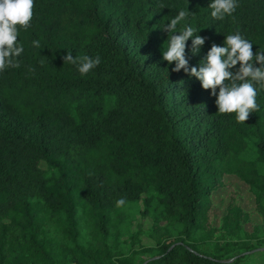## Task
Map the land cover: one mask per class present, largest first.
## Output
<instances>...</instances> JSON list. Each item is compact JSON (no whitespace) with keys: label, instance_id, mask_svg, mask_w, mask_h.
<instances>
[{"label":"trees","instance_id":"trees-1","mask_svg":"<svg viewBox=\"0 0 264 264\" xmlns=\"http://www.w3.org/2000/svg\"><path fill=\"white\" fill-rule=\"evenodd\" d=\"M211 2L34 0L20 67L0 72V264H240L264 249V88L238 123L162 59L181 10L177 33L206 38L195 55L186 42L189 68L230 34L264 51V0H236L223 20ZM68 52L101 63L81 75ZM226 177L254 209L230 200L216 227L211 195ZM134 208L154 246L123 251L114 241Z\"/></svg>","mask_w":264,"mask_h":264},{"label":"clouds","instance_id":"clouds-1","mask_svg":"<svg viewBox=\"0 0 264 264\" xmlns=\"http://www.w3.org/2000/svg\"><path fill=\"white\" fill-rule=\"evenodd\" d=\"M237 7L236 0H212L209 4L211 16L223 20L231 16ZM34 0H0V72L8 67L19 68L17 57L23 52V47L17 45L18 29H27L33 17ZM189 12L179 11L171 21L163 27L168 37L167 50L162 53V59L169 64L175 62L172 72L181 70L200 82L203 90H210L215 97L217 113L221 115L235 114L238 123L245 122L251 113L258 110L256 103V87L264 88V51L253 53L252 43L239 33L227 35L223 46L213 44L199 67L189 68L185 56L186 42L191 39V52H199L206 38L194 35L195 30L185 27L177 33V25L185 20ZM33 47H39L40 42L33 41ZM63 62L76 66V70L85 75L101 63L99 56L73 57L68 52ZM255 64L259 65L254 67ZM238 69L233 72L235 66ZM218 89V92H217ZM125 201L120 199L118 205Z\"/></svg>","mask_w":264,"mask_h":264},{"label":"rangeland","instance_id":"rangeland-1","mask_svg":"<svg viewBox=\"0 0 264 264\" xmlns=\"http://www.w3.org/2000/svg\"><path fill=\"white\" fill-rule=\"evenodd\" d=\"M226 186L213 192L211 195V200L214 206V209L211 213L210 224L213 226H218L221 217L226 212L227 204L230 200H237L238 204L247 212H252L254 209L253 197L247 191V187L240 183L234 177H226L224 179ZM140 210L142 207L140 206ZM134 215L131 217L128 212L126 215L128 221L123 225L124 230L121 237L118 241H114V245L117 244L118 248H123V251H127L131 245V239L135 242V248L138 247L139 242L142 246L151 247L154 246L152 240L147 237V233L151 227V221L148 219H143V217L138 213V209H133ZM251 219L256 223L260 224L261 219L258 214L252 213ZM246 229H250V225H246ZM141 231V234L135 238V234ZM118 242V243H117ZM145 258V256H142ZM240 264H264V249L252 253L245 261Z\"/></svg>","mask_w":264,"mask_h":264}]
</instances>
